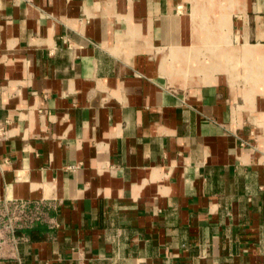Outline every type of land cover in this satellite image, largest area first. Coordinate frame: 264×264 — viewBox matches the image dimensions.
<instances>
[{"label": "crops", "instance_id": "0c3cea01", "mask_svg": "<svg viewBox=\"0 0 264 264\" xmlns=\"http://www.w3.org/2000/svg\"><path fill=\"white\" fill-rule=\"evenodd\" d=\"M0 264H264V0H0Z\"/></svg>", "mask_w": 264, "mask_h": 264}, {"label": "trees", "instance_id": "16d2710c", "mask_svg": "<svg viewBox=\"0 0 264 264\" xmlns=\"http://www.w3.org/2000/svg\"><path fill=\"white\" fill-rule=\"evenodd\" d=\"M35 210V208L33 207V209L30 210V212H33ZM24 219H22L20 222H17L14 228V232L16 234V236L22 235L24 232H26L29 229H33L35 228L39 223H40V219H34L32 222L30 223H24L23 222Z\"/></svg>", "mask_w": 264, "mask_h": 264}, {"label": "built area", "instance_id": "2783aa9c", "mask_svg": "<svg viewBox=\"0 0 264 264\" xmlns=\"http://www.w3.org/2000/svg\"><path fill=\"white\" fill-rule=\"evenodd\" d=\"M28 203H29V202H19V203H18V206H16V207H17V213H16V215H17V220H18L17 222H20V221L23 219V216L20 215V214H21V213H20L21 211H23V212L26 211V210H25L26 208H28L27 211H28V210L30 211V209H29V207H28ZM33 212H35V215H36V217H37L36 219H39V212H40V211H39L38 209H37V210L35 209ZM33 212H32V213H33ZM17 222H16V223H17ZM16 223L14 224L13 229L15 228Z\"/></svg>", "mask_w": 264, "mask_h": 264}, {"label": "rangeland", "instance_id": "374dc122", "mask_svg": "<svg viewBox=\"0 0 264 264\" xmlns=\"http://www.w3.org/2000/svg\"><path fill=\"white\" fill-rule=\"evenodd\" d=\"M204 38V36L203 37H201V39H202V41L204 40L203 39ZM169 51H168V48L166 47V48H164L162 51H161V53L159 54V55H165V54H167ZM192 52H193V54H196L197 56L201 53V50H198V49H194V50H192ZM180 66L181 65H179V66H177V68H180ZM184 67V66H183ZM186 67H188V69L190 70L189 72L190 73H192V71H194V69L195 68H198V66L197 65H186ZM185 67V68H186ZM203 67V66H202ZM182 68V67H181ZM182 70V69H181ZM180 69H177V71H175V72H178V71H181ZM186 70V69H185ZM196 72H194V74H192V76H194V75H198L199 73H197V74H195ZM180 75V74H179Z\"/></svg>", "mask_w": 264, "mask_h": 264}, {"label": "bare ground", "instance_id": "6f19581e", "mask_svg": "<svg viewBox=\"0 0 264 264\" xmlns=\"http://www.w3.org/2000/svg\"><path fill=\"white\" fill-rule=\"evenodd\" d=\"M181 67H182V70H181V71L183 72V70H184V72H185V69H184V68H185V66H184V68H183V66H180V68H181Z\"/></svg>", "mask_w": 264, "mask_h": 264}]
</instances>
